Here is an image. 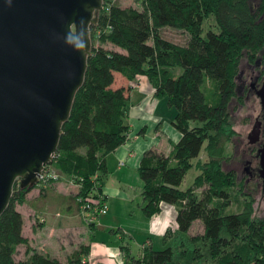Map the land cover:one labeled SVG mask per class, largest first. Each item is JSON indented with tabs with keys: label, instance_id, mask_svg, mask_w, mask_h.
<instances>
[{
	"label": "trees",
	"instance_id": "16d2710c",
	"mask_svg": "<svg viewBox=\"0 0 264 264\" xmlns=\"http://www.w3.org/2000/svg\"><path fill=\"white\" fill-rule=\"evenodd\" d=\"M141 1L136 6L103 0L98 22L90 26L85 79L49 165L79 185V207L102 190L108 173L105 155L129 136L130 88L137 76L146 75L155 95L176 108L172 125L180 138L169 152L154 147L144 152L139 165L142 208L153 215L162 203H174L177 228L165 232V237L174 236L173 243L160 249L144 245L126 264H172L179 242L194 248L200 238L188 234L196 220L202 221V238L219 264H264V215H254L252 200L241 210H228L235 173L223 169L227 144L237 134L230 103L242 59L260 66L264 76V0ZM209 16L216 28L204 32ZM167 26L186 31V41L164 36ZM192 167L197 173L183 187ZM34 187H21L18 179L0 215V264H91L86 258L90 243L70 251L65 260L30 244L17 205ZM21 244L25 257L17 259Z\"/></svg>",
	"mask_w": 264,
	"mask_h": 264
},
{
	"label": "water",
	"instance_id": "95a60500",
	"mask_svg": "<svg viewBox=\"0 0 264 264\" xmlns=\"http://www.w3.org/2000/svg\"><path fill=\"white\" fill-rule=\"evenodd\" d=\"M102 8L103 0H0V215L15 182L34 187L55 155ZM256 92L264 119V80ZM258 156L264 189V141Z\"/></svg>",
	"mask_w": 264,
	"mask_h": 264
},
{
	"label": "rangeland",
	"instance_id": "374dc122",
	"mask_svg": "<svg viewBox=\"0 0 264 264\" xmlns=\"http://www.w3.org/2000/svg\"><path fill=\"white\" fill-rule=\"evenodd\" d=\"M116 1L122 5H142L141 0ZM203 27L204 32L208 27L216 28L214 18L212 16L207 17ZM162 31L164 36L178 43H184L188 37L186 31L176 27L167 26ZM260 69V66L252 65L246 58L242 59L240 63L237 93L230 103V112L237 134L227 144L226 157L223 162L224 170H233L235 173V185L232 188L234 197L228 210H241L247 200H252L256 217L264 215V189L262 178L255 169V166H259V159L253 157L256 154L257 147L249 141V134L257 116L261 113L263 114V107L256 89L250 87V81L256 80L257 88L260 87L264 80V76L262 73L260 74ZM250 76H253L252 80ZM138 85L141 86V82H138ZM163 99L164 101L160 103L159 108L163 109L165 115L172 111L175 115L176 108L169 106L166 97ZM261 130L259 140L264 138V123ZM202 155L203 157L205 156L204 150ZM251 158L254 160L253 164L248 162V159ZM196 173L197 169L195 167L190 168L182 186L190 185ZM67 177L62 175L54 181H64L69 185L70 182L66 181ZM38 186L36 185L35 187ZM142 189L143 180L141 179L140 183L136 182L127 187V197H111L106 201L108 206V214L106 216L112 218L108 220H113L112 225L114 226L112 229L111 226L99 225L94 230L95 232L89 235L92 260L99 264H124V258L127 259L128 256L137 257L142 253L148 239H150L155 249L163 248L174 242V236L165 237V232L167 229L175 231L177 228L176 205L164 202L162 209L158 213L148 215L142 208L144 202ZM23 203L19 204L25 216L24 229L27 233H30V222L32 219H29L27 207ZM54 215L52 216L53 218L55 217ZM188 234L189 236L198 235L200 238L192 245L194 248H190L186 244L185 246L183 244L184 241H182L183 243L179 242L176 245L175 259L172 264H219L215 254L211 253L209 243L202 238L203 223L201 220L194 222ZM25 249L26 246L24 244L19 245L16 255L17 259L25 257ZM60 257L63 258L64 256L60 255Z\"/></svg>",
	"mask_w": 264,
	"mask_h": 264
},
{
	"label": "crops",
	"instance_id": "0c3cea01",
	"mask_svg": "<svg viewBox=\"0 0 264 264\" xmlns=\"http://www.w3.org/2000/svg\"><path fill=\"white\" fill-rule=\"evenodd\" d=\"M138 82H141L139 87ZM129 96V136L124 143L105 155L108 173L103 190L106 201L111 197H127V187L140 183L139 165L146 150L154 147L169 152L173 143L180 138L179 131L172 125L173 111L165 115L163 109L159 108L164 97L155 95V89L146 75L137 76ZM67 179L69 185L64 181H52L46 188L38 186L27 192L23 205L27 207L29 219H32L30 233L24 229V212L21 205H17L24 218L23 233L30 244L53 256L61 258L60 255H63L62 260L82 243H90L89 235L95 232L97 226H111L112 229L114 226V221L108 220L112 218L106 216L108 212L101 214L94 224H88L75 197L79 185ZM145 245H152L150 239ZM86 258L91 264H99L91 259L92 250ZM127 260L129 258H124V264Z\"/></svg>",
	"mask_w": 264,
	"mask_h": 264
},
{
	"label": "built area",
	"instance_id": "2783aa9c",
	"mask_svg": "<svg viewBox=\"0 0 264 264\" xmlns=\"http://www.w3.org/2000/svg\"><path fill=\"white\" fill-rule=\"evenodd\" d=\"M58 177V173L48 163L39 174L37 184L39 186H47L50 182L58 179ZM80 207L85 221L88 224H94L97 220V217L108 211L104 190H96V195H93V197L88 196L83 199Z\"/></svg>",
	"mask_w": 264,
	"mask_h": 264
},
{
	"label": "flooded vegetation",
	"instance_id": "af4514ba",
	"mask_svg": "<svg viewBox=\"0 0 264 264\" xmlns=\"http://www.w3.org/2000/svg\"><path fill=\"white\" fill-rule=\"evenodd\" d=\"M250 78H251V80H252V78H253V76H250ZM256 79H258V78H256ZM256 80H252V81H250V87L251 88H255L256 90H257V83L255 82ZM257 120H260V129H261V127L263 126V123H264V119H263V114L261 113L259 116H257V118H256V120H255V122L257 121ZM262 131V130H261ZM251 133V132H250ZM263 141H264V138L262 139V140H259V141H257V142H255V143H252L254 146H256L257 148H256V154L253 156L254 158H258L259 159V156L257 155L258 154V148L262 145V143H263ZM253 159L251 158V159H248V162H249V164H253ZM259 162V161H258ZM259 166H260V164H259ZM259 166H255V169H256V171H258L259 172Z\"/></svg>",
	"mask_w": 264,
	"mask_h": 264
}]
</instances>
